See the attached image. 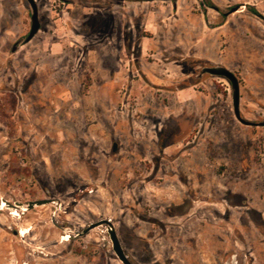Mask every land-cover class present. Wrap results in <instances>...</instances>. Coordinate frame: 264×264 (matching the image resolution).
<instances>
[{
    "label": "rangeland",
    "instance_id": "1",
    "mask_svg": "<svg viewBox=\"0 0 264 264\" xmlns=\"http://www.w3.org/2000/svg\"><path fill=\"white\" fill-rule=\"evenodd\" d=\"M34 1L25 41L0 0V264H122L99 219L134 264H264V126L201 72L264 120V0Z\"/></svg>",
    "mask_w": 264,
    "mask_h": 264
},
{
    "label": "water",
    "instance_id": "2",
    "mask_svg": "<svg viewBox=\"0 0 264 264\" xmlns=\"http://www.w3.org/2000/svg\"><path fill=\"white\" fill-rule=\"evenodd\" d=\"M28 2L31 7V15H30L31 24H30L29 32L25 38V41H29L36 34L40 26L39 19H38L37 4L35 3L34 0H28ZM15 48H16V45H13L11 50H15ZM201 72L207 73L211 76L224 78L225 80L229 82L231 91H232L231 99H232V107H233L234 115L241 123L246 124V125H252V126H264V120L254 122V121H249L241 117L240 107H239L240 106L239 82H238L236 75L232 71L220 65H212V66L203 67ZM50 202H53V199L45 198V199L29 201L24 206V208L25 210H30L36 205H44ZM10 206L20 209L23 206V204L16 203ZM100 225L106 226V231L108 233V236H109V239L112 245V250L114 254L117 256V258L122 262V264H134L123 251V248L118 239L114 224L110 219H99L95 222L89 223L87 227L83 228L79 233H77V235H80V236L84 235L90 229L96 226H100Z\"/></svg>",
    "mask_w": 264,
    "mask_h": 264
},
{
    "label": "bare ground",
    "instance_id": "3",
    "mask_svg": "<svg viewBox=\"0 0 264 264\" xmlns=\"http://www.w3.org/2000/svg\"><path fill=\"white\" fill-rule=\"evenodd\" d=\"M21 208H24V206H22ZM21 208H20V209H21ZM24 209H25V208H24ZM22 210H23V209H22Z\"/></svg>",
    "mask_w": 264,
    "mask_h": 264
},
{
    "label": "flooded vegetation",
    "instance_id": "4",
    "mask_svg": "<svg viewBox=\"0 0 264 264\" xmlns=\"http://www.w3.org/2000/svg\"><path fill=\"white\" fill-rule=\"evenodd\" d=\"M230 264H234V262L232 261Z\"/></svg>",
    "mask_w": 264,
    "mask_h": 264
}]
</instances>
